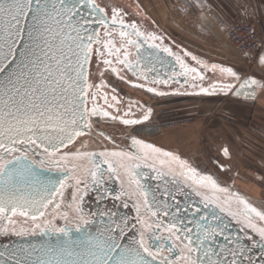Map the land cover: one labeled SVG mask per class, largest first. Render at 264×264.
<instances>
[{"label": "snow or ice", "instance_id": "obj_1", "mask_svg": "<svg viewBox=\"0 0 264 264\" xmlns=\"http://www.w3.org/2000/svg\"><path fill=\"white\" fill-rule=\"evenodd\" d=\"M122 16L121 8L101 7L96 0H0V224L3 225L0 232L26 233L28 229L17 231L14 227L17 223L14 218L19 216L34 222L33 231L50 228L53 233L60 234L55 244L11 252L5 260H0V264H255L249 253L257 245L264 250V226H258L252 214L264 222V211H258L247 201L238 199L244 205L241 215L231 211L226 206L227 201L220 203L219 198L198 191L197 187L210 186L228 192L227 188H220L211 176L200 175L179 156L135 137L132 138L133 147L138 149L135 153L87 152L82 150L86 147L84 143L80 148L76 147L80 142L78 138L91 131L93 118L111 115L98 106L100 89L108 86L103 80L104 71L100 65L107 66L120 79H125L121 75L123 69L114 66L113 60L105 58L106 55L115 56V64L127 68L133 75L139 73L145 81L148 80L145 73L154 71V68L141 63L143 44L130 39L131 34L124 29L131 27L134 34L144 37L146 42L162 38L153 33L146 35L135 23L126 25ZM117 25L120 26L118 32ZM117 35L121 38L119 47L115 40ZM129 45L136 49L135 62L129 59ZM150 47L160 49L161 45L153 43ZM162 51L175 57L181 71H173L167 79L154 78L151 81L154 85L179 84L178 77H186L184 84H189L190 79L193 81L190 86H199L202 93L211 89L252 98L257 85L264 87L251 77L245 78L239 89L234 84L218 81L209 87L197 85L194 81L206 78L200 68L190 67L169 47H163ZM121 52L123 59L120 58ZM191 58L204 69L210 67L213 72L219 69L221 73L239 79L230 67L209 66L195 56ZM260 62L264 64V56L260 57ZM93 63L95 71L91 70ZM96 73H99V84L95 83ZM139 87L146 85L140 84ZM147 90L157 92L156 87H148ZM103 99L107 104V93L103 94ZM112 100L115 101L116 97L113 96ZM151 111L147 109L143 120L149 119ZM117 118L112 116V119ZM140 122L123 119V123L128 125ZM223 151L228 155L227 148ZM85 158L91 161V167L86 169L90 180L76 174L78 165L75 161ZM173 164L179 165V172ZM103 165L107 168L103 169ZM37 166L41 170H54L61 176L54 178L39 171ZM164 166H167V172L163 171ZM142 167L155 172L156 179L171 176L173 185L180 183L178 176L183 177L184 182L192 180L196 186L192 190L201 197L202 207L182 205L167 189L161 192L160 199L155 195L150 199L149 190L141 183L147 175L140 171ZM119 169L132 178L143 197L145 211L154 218V223L141 215L139 204L134 205L137 215L131 229L126 217L122 221L112 219L115 213L106 210L85 213L84 200L89 191L101 192L105 173L108 179L115 176L119 180ZM165 183H168L166 179ZM69 187L73 191L68 208L74 211L75 217L70 220L67 211L62 213V217L79 233L75 237L67 223L57 227L51 220H45L44 228L35 223L45 217L50 205L61 208L65 190ZM98 199H103L102 193ZM169 199L174 203H169ZM210 205H215V208L209 210ZM215 209L227 212L259 239L245 232L251 247L242 243L239 236L227 230ZM97 217L108 219H102L95 232L87 230ZM137 224L140 226L138 229ZM132 229L136 231L129 236ZM5 255L0 252V257ZM261 264H264V259Z\"/></svg>", "mask_w": 264, "mask_h": 264}, {"label": "flooded vegetation", "instance_id": "obj_2", "mask_svg": "<svg viewBox=\"0 0 264 264\" xmlns=\"http://www.w3.org/2000/svg\"><path fill=\"white\" fill-rule=\"evenodd\" d=\"M96 3H98L101 7L106 6H114L119 7L123 10V16L122 18L125 21L126 25H130L132 23H135L138 27V29L141 32H144L146 35L149 33H153L158 37H161V40L156 41H145L144 37H137L134 34V30L131 27H126L124 30L129 32L130 39L132 40H139L143 45H151L153 43L160 44L161 48L159 50H162L163 47H169L172 49L174 53H177L181 55L186 63L192 67L193 62L190 58V55H186V53H189L184 47L177 45L174 43V41L166 34H164L159 27L149 18V16L145 13L143 8L136 4L134 0H96ZM117 32L120 30V26L117 25ZM101 36L103 37V29H101ZM120 37L117 35L115 37V40L117 41V46L119 47V41ZM95 47V46H94ZM129 51L131 52V55L129 57L130 60L133 62L136 61V49L134 46L129 45ZM143 48V47H142ZM141 48V49H142ZM140 49V50H141ZM123 51V50H122ZM107 59H112L114 62V66L122 68L121 75L125 77V79H120L119 76H117L115 73L111 72L110 68L107 66L101 64L100 68L104 71L103 80L108 85L105 88L100 89L101 95L98 97V106L103 108L106 111H109L111 113L110 116H99L96 118H93L92 122V129L91 131L83 138H78L80 142L77 143L76 147L80 148L81 143L86 144V147L83 148V151L87 152H95L99 153L104 150L108 151H125V152H137V148L133 147L132 145V138H130L127 145H123L117 141L115 137H113L112 134L109 132L102 130L101 128H98L94 125V123H97L101 120H112L115 123L124 125V126H134L136 124H124L123 119H135L140 120L141 122L147 121L143 120V115L149 109V104L147 103L146 99L144 97H155V98H177V97H192L197 95H208V94H221L223 92L221 91H211L209 90L208 93H202L199 91V86L196 88H192L190 85L193 83L189 79V84H184V80L186 77H181L184 79H179L180 83H170L168 85L160 84V85H154L151 83V81L154 78H161L159 75L157 77H154L153 75L149 74L148 72L145 73L148 76V80L145 81L142 77H140V74L137 73V75H133L131 71H128L127 68H124L122 65L115 64V56H105ZM121 59H123V55L121 52ZM165 58L167 59V63L170 64V73H166L164 78L167 79L174 69H180L179 65L175 61L174 56H169L167 53L165 54ZM142 65L144 64L143 61L141 62ZM167 64V66H168ZM209 66L211 64H208ZM95 64L93 63L91 66V70L95 71ZM181 70V69H180ZM200 70L205 73V80L204 81H196L195 83L197 85H202L204 87H209V85L213 82H219L222 83L225 81L221 73H219L218 70L215 72H211L210 69H204L203 67H200ZM97 79L95 83H100L99 73H96ZM121 85V87L119 85ZM140 84H145L146 87H139ZM148 87H156L157 92H149L147 90ZM122 89V90H121ZM142 90L145 92V95L138 91ZM107 93L108 95V102L105 103L103 99V94ZM160 93H164L161 95ZM148 95V96H147ZM115 96L116 100H112V97ZM142 96V97H141ZM91 106V105H90ZM117 109L119 111H117ZM112 116H117L119 118L112 119ZM151 116V115H150ZM149 116V118H150ZM140 122V123H141ZM139 124V123H138ZM137 139L143 140L146 143H151L155 147L162 149L166 152H171L176 156H179L181 160H185L188 162V164L195 168L197 172L200 175H207L211 176L216 183L219 185L220 188H227L228 192H221L216 189H212L210 186L206 188H200L197 187L198 191H201L204 195H207L209 197H216L219 198L220 203H224L227 201V207L231 209L233 212H237L239 214H243L244 211V205L238 202V199H243L247 201L250 205H252L249 202V197L251 198H259L260 190L256 189L255 183L247 182V181H241V183H237V186L242 188L244 191H240L236 189L235 182H231L229 186H225L221 184L212 174L209 172H204L199 169V167L191 161L188 157L181 154L178 150V148L173 147H167L163 146L161 144H158L156 142L147 140L145 138L139 137L137 135L134 136ZM71 147V146H70ZM162 159H168L161 157ZM77 163L78 168L76 171V174L80 176L81 178H87L91 179L90 177L86 176V169L91 167V161L90 159H81L78 161H75ZM177 172L180 171L178 164L172 165ZM157 167H160L157 165ZM39 168V166H37ZM107 165H103V169H106ZM48 170V169H47ZM55 172L54 170H52ZM120 179L117 180L115 176H113L111 179H108L107 173H105V183L101 186V192L97 193L96 191H89L88 195L85 197L84 200V211L85 213L92 211H108L110 207H121L122 211L125 212L130 219L133 220L134 223L135 217L137 215L136 209L134 205L139 204L140 205V211L141 215L144 216L145 219H147L150 223H154V218L150 217V214L145 211L144 205H143V197L140 194V192L136 189V186L134 183H132V178L124 173L123 169H119ZM143 173H147L146 176L141 180V183L145 185V187L149 190V198L153 195L157 197V199H160L161 192H163L165 189H167L170 193L174 194L176 197V201H179L182 205L185 204H194L195 207H202L201 203V197L197 196L196 193L192 190L193 187H196L193 184L192 180H188L187 182H184L183 177H177V179L180 181L179 184L173 185L171 183L172 177L167 176L162 179H156V173L152 170L142 167L140 170ZM163 171L167 172V166L163 167ZM165 179L168 181V183H165ZM198 179V177H197ZM238 182V181H237ZM244 186V187H243ZM251 189H250V188ZM255 187V188H254ZM238 188V187H237ZM106 190V191H105ZM254 190V191H252ZM72 191L73 188L69 187L65 190L64 197H63V204L61 205V208L56 209L54 204L50 205L48 210L46 211V215L43 218L38 219L35 223H39L41 225V228L45 227L44 221L45 220H51L52 224L57 227H63L67 223L69 227H74L69 221H66L62 217V213L69 212V218L74 219L75 213L74 211L70 210L68 208V205L72 202ZM103 194V199H98V196L100 194ZM119 196V199H116V197ZM59 199V198H58ZM169 203H174L169 199ZM125 204L127 205L125 207ZM253 206V205H252ZM255 207V206H253ZM215 208V205H210L209 210H212ZM258 211L259 208L255 207ZM217 214L222 217V220L225 225H227V230L231 232L234 236H239L241 238V242L244 244H247L251 247V242L247 240V237L245 236V232H247L248 235L256 236L255 233L252 232L251 229H245L244 225L241 224L237 219H233V217L229 216L227 212L221 213L219 212V209H215ZM254 217V222L258 224V226H264V222H260L257 218H255L254 214H252ZM14 219L17 220L16 225L14 227L19 231L21 228L28 229V231L22 235H30V234H36L42 232L40 229L34 228V222L30 218H23V217H15ZM3 225L0 224V227ZM13 227V226H9ZM137 229L140 227L137 224ZM75 228V227H74ZM50 230V228L46 229ZM136 230V229H135ZM6 236H19L15 233L9 232L7 234L0 232V239ZM256 239L258 240L259 237L256 236ZM261 252V258H264V250L260 247V245H257L255 247H252L251 252L257 256V252ZM255 264H259L257 261Z\"/></svg>", "mask_w": 264, "mask_h": 264}, {"label": "rangeland", "instance_id": "obj_3", "mask_svg": "<svg viewBox=\"0 0 264 264\" xmlns=\"http://www.w3.org/2000/svg\"><path fill=\"white\" fill-rule=\"evenodd\" d=\"M134 1L164 34L174 40L179 39L176 31L172 30L174 25H171L170 12L173 0ZM160 3L165 10H169L166 15L159 13V10L162 12ZM241 12L245 13L259 30L263 40L261 50L264 52V11L245 4L229 21ZM180 16L184 15L180 13L178 18ZM183 21L177 23L178 28L183 25ZM229 43L223 45L221 50H212L209 45H203L200 46V51L196 52L199 57L202 56L201 61L230 67L240 78L264 79V64L259 58L260 55L263 56L261 50L249 61ZM138 91L145 95L144 91L139 89ZM144 98L152 110L147 121L134 126H124L103 118L94 125L112 134L123 145H127L130 138L137 135L163 146H174L200 170L209 172L225 186H229L232 181L235 182L233 178L237 172V183L245 180L259 185L256 186L260 190L259 198L248 197L253 206L264 211V108L252 99L232 98L222 93L177 98L151 96ZM223 128L226 130L225 133H221ZM224 140L231 144V151H237V163L246 168H215L216 161L220 159L219 148ZM232 187L244 191L237 184Z\"/></svg>", "mask_w": 264, "mask_h": 264}, {"label": "crops", "instance_id": "obj_4", "mask_svg": "<svg viewBox=\"0 0 264 264\" xmlns=\"http://www.w3.org/2000/svg\"><path fill=\"white\" fill-rule=\"evenodd\" d=\"M245 4L257 7L259 11H264V0H173L170 12V17L172 21L171 25H176L175 27H172V30L176 31V33L179 35V39L174 40L172 37L170 38L174 41V43L184 47L189 53H191L193 56L197 57L198 60L201 61L203 60L202 56L199 57L196 52L197 50L200 51V46L209 45L210 48H213L212 50H219L220 48H222L223 45H228L229 42H227L228 39L225 36L226 23L231 18H233L234 15L238 13V11L242 10V7ZM160 8L162 9V12L159 10V13L162 15H166V13H168L169 11L168 9H164L162 3H160ZM180 13L184 16H180V18H178ZM179 21L184 22L180 28H178L177 26V23ZM182 30L184 31L181 32ZM182 38L183 40H180ZM230 44L231 43H229V45ZM189 46H191L192 48H190ZM260 53L264 56V52L262 50L260 51ZM261 56L262 55H260L259 58ZM252 78H255L257 81L264 84V79L258 77ZM228 96H231L232 98L239 97L245 100L249 98L256 102L257 105L264 108V87H260L259 85H257L255 88L254 98L247 97L245 95L232 96L228 94ZM223 127L225 129H229L227 126ZM224 128L221 133L226 132ZM234 144H236V142ZM234 147L236 146L234 145ZM225 148H227L228 150V155L224 154L223 150ZM231 148V144L227 143L224 140L223 145L219 148L221 160L219 159L216 161L215 168H246L237 163V151L234 150L233 152L231 151ZM233 179H235L234 181L237 184V172H235ZM257 187L256 189H258Z\"/></svg>", "mask_w": 264, "mask_h": 264}, {"label": "water", "instance_id": "obj_5", "mask_svg": "<svg viewBox=\"0 0 264 264\" xmlns=\"http://www.w3.org/2000/svg\"><path fill=\"white\" fill-rule=\"evenodd\" d=\"M85 12H87V7L85 8ZM141 52V56L143 57V63L147 64V66L149 68H154V71L152 72H148L149 74L153 75L154 77H157L158 75L161 78H164L166 73H170V64L167 63V59L165 58V52H163L162 50L159 49H155L152 48L147 45H143V48L140 50ZM149 53H152V55L150 56ZM193 55H190V58ZM192 60V58H191ZM193 65L192 67H197L200 68L202 67V65L197 64V61L192 60ZM168 64V66H167ZM221 66V65H219ZM221 67H225V66H221ZM210 71L213 72L211 70V68L209 67ZM176 72L181 71L179 68L178 69H174ZM219 71V69H217ZM219 73H221L219 71ZM221 75L223 76V78L225 79L224 82H222L221 84H225V83H230V84H234L236 86V89H239V85L245 80V78L243 79H236L234 77L229 76L226 73H221ZM238 77V75H237ZM178 79H184L181 77H178ZM198 81V80H197ZM196 82V81H194ZM235 91V89L233 90ZM223 94L225 95H232V96H237L235 94H233V92H223ZM243 95V94H241ZM244 96V95H243ZM39 171H42L44 173H46L47 175L53 176L55 177H59L61 176V173H57V172H53L47 169H39L37 168ZM108 212L111 213H115L116 215L114 217H112V219H115L117 221H122L125 217L129 220V228L131 229L132 224H134L133 220L130 219L128 217V215L122 211L121 207H110ZM107 221L108 217H97L96 220L93 221V223L91 224L90 228H88L87 230H90L92 232H95L96 228L99 227L101 225V220ZM72 228V233L73 236L75 237L76 235H79V233L76 232V229L74 227ZM135 229H132L128 234L129 236L133 235L135 233ZM60 234L58 233H53L50 230H45L42 231L40 233H36V234H30V235H19V236H6L0 239V252H4L6 253L5 256L0 257V260H5L7 257V254L17 251V250H31L32 248H40L42 245H48V244H55L57 241V236H59ZM249 255L252 257V259L254 260V262L256 263L257 261L259 262V264H261L262 258H261V252H257V256L254 255L252 252L249 253ZM264 259V258H263Z\"/></svg>", "mask_w": 264, "mask_h": 264}, {"label": "built area", "instance_id": "obj_6", "mask_svg": "<svg viewBox=\"0 0 264 264\" xmlns=\"http://www.w3.org/2000/svg\"><path fill=\"white\" fill-rule=\"evenodd\" d=\"M225 36L236 51L249 61L258 54L263 45L259 30L243 12L226 23Z\"/></svg>", "mask_w": 264, "mask_h": 264}]
</instances>
